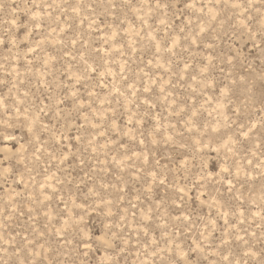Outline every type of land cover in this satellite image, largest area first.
Listing matches in <instances>:
<instances>
[{
    "label": "rangeland",
    "instance_id": "1",
    "mask_svg": "<svg viewBox=\"0 0 264 264\" xmlns=\"http://www.w3.org/2000/svg\"><path fill=\"white\" fill-rule=\"evenodd\" d=\"M0 264H264V0H0Z\"/></svg>",
    "mask_w": 264,
    "mask_h": 264
}]
</instances>
